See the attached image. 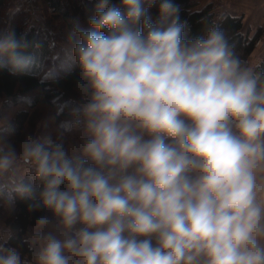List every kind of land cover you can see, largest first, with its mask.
Listing matches in <instances>:
<instances>
[{
	"label": "clouds",
	"instance_id": "1",
	"mask_svg": "<svg viewBox=\"0 0 264 264\" xmlns=\"http://www.w3.org/2000/svg\"><path fill=\"white\" fill-rule=\"evenodd\" d=\"M181 13L98 0L71 24L62 131L17 145L0 123V206L36 214L15 244L0 230V264H264V70L216 22L188 36ZM33 46L0 30V74L57 83Z\"/></svg>",
	"mask_w": 264,
	"mask_h": 264
},
{
	"label": "trees",
	"instance_id": "2",
	"mask_svg": "<svg viewBox=\"0 0 264 264\" xmlns=\"http://www.w3.org/2000/svg\"><path fill=\"white\" fill-rule=\"evenodd\" d=\"M49 4L52 11L49 13V24H54L57 20L63 18L65 21H78L83 24L84 28L88 27V19L94 14L98 0H45ZM114 3H119V0H113ZM182 5L181 19L186 20L189 25L187 35L194 37L199 34H204L213 22L219 24L229 35L232 43L235 46L237 53L250 64V59L256 50L257 42L262 33L261 29L255 36H251L248 31H245L244 17L234 16L229 13H220L216 10L214 1L208 0L201 5V0H177ZM13 5V0H0V30L15 29L18 34L27 33V39L33 45L39 47H30L28 52L32 54L38 65L47 68L50 64L59 65L64 59V52L61 49L59 58L54 59L52 56V48L49 46V38L45 29L31 27L27 29V23L23 19L24 10L10 12ZM150 15L155 18L156 8L149 10ZM59 26V25H58ZM57 37H64L62 28L58 30ZM62 32V33H61ZM260 69L264 70V63L260 64ZM57 68V67H56ZM40 68L34 69V75L24 76L21 78H12L7 74H0V98L9 97L14 104H20L27 96L32 95L33 101L30 106L37 105L46 95L49 98L67 101L74 95L70 80L63 77L57 83L45 85L40 83L39 79ZM63 116L68 118L65 111ZM28 118L27 112L18 115L13 124L16 128L14 136L9 137V140L15 144H19L23 140L22 130L25 121ZM36 214H29L26 210V202L17 200L14 211L7 217L6 223L11 228L13 240L11 244H15L22 238L29 226L34 223Z\"/></svg>",
	"mask_w": 264,
	"mask_h": 264
},
{
	"label": "rangeland",
	"instance_id": "3",
	"mask_svg": "<svg viewBox=\"0 0 264 264\" xmlns=\"http://www.w3.org/2000/svg\"><path fill=\"white\" fill-rule=\"evenodd\" d=\"M208 0H201V5L205 4ZM215 2L216 10L219 12V8L223 5L235 3L237 0H211ZM225 3V4H224ZM222 5V6H221ZM49 4L45 0H13V5L10 12L24 10L25 14L22 16L27 23V29L31 27H37L38 29H45L49 38V46L53 44L52 56L55 59L56 55L60 53L61 49L64 52V59L62 62L55 65L57 70L63 72V65L67 61L69 49L65 47L66 33L71 27V24L76 21H65L63 18L57 20L54 24H49V13L52 9L49 8ZM80 23V22H79ZM59 25V26H58ZM83 27V24L80 23ZM62 28L63 39L57 37L58 30ZM61 32V33H62ZM57 33V34H56ZM258 43V42H257ZM257 47V45H256ZM53 66L50 64L47 67ZM13 100L9 97L0 98V123H6L13 120L23 112H27L28 118L24 123L22 136L23 139L26 136L38 137L44 134L51 133L56 137L62 130L58 127L61 121L68 118L59 116L58 111L65 101L57 100L55 98H49L46 95H42L41 100L37 105L30 106L33 101V96L29 95L22 100L20 104H14ZM65 140L69 147L75 146L79 141V134L77 131H70L65 133ZM19 145V144H18Z\"/></svg>",
	"mask_w": 264,
	"mask_h": 264
},
{
	"label": "crops",
	"instance_id": "4",
	"mask_svg": "<svg viewBox=\"0 0 264 264\" xmlns=\"http://www.w3.org/2000/svg\"><path fill=\"white\" fill-rule=\"evenodd\" d=\"M219 9L220 13L243 16L245 31H248L251 36H255L261 29L260 43L250 59V65L264 63V0H237L235 3L223 5ZM14 209L10 210L6 206H0V230H11L6 220Z\"/></svg>",
	"mask_w": 264,
	"mask_h": 264
},
{
	"label": "built area",
	"instance_id": "5",
	"mask_svg": "<svg viewBox=\"0 0 264 264\" xmlns=\"http://www.w3.org/2000/svg\"><path fill=\"white\" fill-rule=\"evenodd\" d=\"M260 43V40L258 41L257 45Z\"/></svg>",
	"mask_w": 264,
	"mask_h": 264
}]
</instances>
